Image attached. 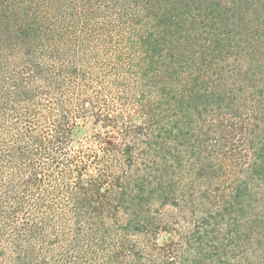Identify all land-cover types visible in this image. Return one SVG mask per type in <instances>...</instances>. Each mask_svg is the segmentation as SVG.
Here are the masks:
<instances>
[{
	"label": "trees",
	"instance_id": "16d2710c",
	"mask_svg": "<svg viewBox=\"0 0 264 264\" xmlns=\"http://www.w3.org/2000/svg\"><path fill=\"white\" fill-rule=\"evenodd\" d=\"M0 264H264V0H0Z\"/></svg>",
	"mask_w": 264,
	"mask_h": 264
}]
</instances>
